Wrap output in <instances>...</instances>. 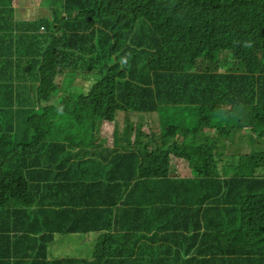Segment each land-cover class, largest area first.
I'll use <instances>...</instances> for the list:
<instances>
[{"label": "trees", "instance_id": "1", "mask_svg": "<svg viewBox=\"0 0 264 264\" xmlns=\"http://www.w3.org/2000/svg\"><path fill=\"white\" fill-rule=\"evenodd\" d=\"M51 1V20H26L0 0V233L22 226L12 249L43 263L18 239L97 233L96 260L43 264H264V0ZM66 74L93 84L72 96ZM179 108L198 124L160 133ZM103 121L113 145L98 142Z\"/></svg>", "mask_w": 264, "mask_h": 264}, {"label": "crops", "instance_id": "2", "mask_svg": "<svg viewBox=\"0 0 264 264\" xmlns=\"http://www.w3.org/2000/svg\"><path fill=\"white\" fill-rule=\"evenodd\" d=\"M24 19L34 20L29 18H24ZM96 128H99L101 138L107 139L106 145H113L114 137H112V139H109L108 136L106 135L110 133L113 134L114 127H112L111 125H106V126H97ZM120 132L121 131H119V133ZM109 140H111V142ZM87 159H89L92 162L93 166L95 167L99 166V162L96 158L83 157V156H72V160L70 164L72 163V165L75 166L78 163H80L82 160H84L87 165ZM186 164L189 166L187 160H186ZM197 165L198 166L207 165V163L203 164L200 161L197 162ZM207 167L210 169L208 165ZM189 168L190 170L187 171L185 165H182L180 167V173L183 176L192 177L193 171L190 166ZM62 218L60 219V221H58L57 217H55L56 221L51 222L53 223V226H50V222L47 223V220L44 221L39 219V221L35 224V229H37L41 224L44 223L48 225L50 228H58V226L63 227L72 222L70 217L64 216ZM17 227H22V226H17ZM114 237L116 240L119 239V236H114ZM98 239H99V234L97 233H90V234L54 233L52 240L49 243H47L45 240H40V241L27 240V239H18V240L20 241V243H24V242L34 243L38 252L45 257L44 262L53 263L59 260H73V259L86 260V261L96 260L95 247ZM115 248H119V247L116 246ZM20 255H22L24 261H26V263L28 264L31 263L30 261H33V263L35 262L37 264L44 263V262L38 263L33 259L29 261L28 256L15 252L13 249L10 248V246H6L3 251H0V264H24L23 261L18 260V258L21 257Z\"/></svg>", "mask_w": 264, "mask_h": 264}, {"label": "rangeland", "instance_id": "3", "mask_svg": "<svg viewBox=\"0 0 264 264\" xmlns=\"http://www.w3.org/2000/svg\"><path fill=\"white\" fill-rule=\"evenodd\" d=\"M15 2V7L16 9H24L25 15L23 18H29V19H41V18H46L51 20V15H52V8H53V3L51 0H14ZM58 6H60L58 4ZM226 56L228 58V61L231 62L232 61V57L229 55L228 52H223L222 53V58ZM77 64H80V62H77ZM231 64H229L227 67H230ZM71 72L72 75L76 74V75H80L81 78H90L92 80H94L93 76L91 73L87 74L86 71H78L76 70V63H71ZM69 74H66L65 76V87L62 90L64 91H69L70 94L73 96L74 92L78 93H86L89 88L92 86L93 81H88V82H84L81 79V82L76 81L74 85H72V80H71V76ZM79 85V86H78ZM82 85V86H80ZM61 91V92H62ZM182 108H179L177 110H174L173 113H175L174 115L170 116V117H166V119L163 121V126H160L158 129L160 131V133L162 132V130H166V126L168 125H178V126H183V125H187V126H194L198 124V121L200 120V115L199 113L194 110L192 113L190 114H186V113H182L180 112ZM169 114V111H167L165 113ZM119 112L117 113V116H119ZM164 116V117H165ZM163 117V118H164ZM161 118V119H163ZM236 122V118L235 117H230L229 119V124H234ZM100 125L106 126V125H111L105 121L101 122ZM149 128H146V130L148 131ZM112 133L106 135L108 136L109 139H112L113 136H111ZM203 135H201L202 137ZM235 136V135H234ZM100 139L98 140V142H101V136H99ZM237 138V136H235ZM119 138V137H118ZM136 139V138H135ZM111 142V140H109ZM135 141V140H134ZM191 145V144H190ZM196 143L193 142V145L191 146H195ZM223 150H224V146H223ZM226 158L224 156V154L218 155V165H223L226 163ZM148 186L151 185V183H147ZM152 193L155 195H160L158 189L153 188L152 189ZM164 220V218H162ZM3 228V227H2ZM6 232L5 233H0V246H3L4 248L6 246H10V248L12 249V244L15 240L16 237V230L19 229V227H15L12 224H7V226L5 227ZM16 234V235H15ZM9 237H11V239H9ZM183 261H185V259H183ZM8 262V261H7ZM9 263V262H8Z\"/></svg>", "mask_w": 264, "mask_h": 264}, {"label": "clouds", "instance_id": "4", "mask_svg": "<svg viewBox=\"0 0 264 264\" xmlns=\"http://www.w3.org/2000/svg\"><path fill=\"white\" fill-rule=\"evenodd\" d=\"M187 160V159H186ZM187 162H188V160H187ZM189 163V162H188ZM190 166V165H189ZM192 169V168H191ZM193 171V170H192Z\"/></svg>", "mask_w": 264, "mask_h": 264}]
</instances>
